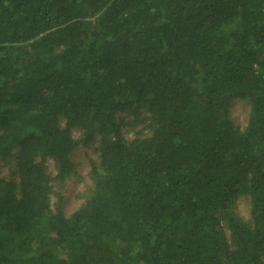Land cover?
Returning a JSON list of instances; mask_svg holds the SVG:
<instances>
[{
    "label": "trees",
    "instance_id": "obj_1",
    "mask_svg": "<svg viewBox=\"0 0 264 264\" xmlns=\"http://www.w3.org/2000/svg\"><path fill=\"white\" fill-rule=\"evenodd\" d=\"M0 264H264V0H0Z\"/></svg>",
    "mask_w": 264,
    "mask_h": 264
},
{
    "label": "rangeland",
    "instance_id": "obj_2",
    "mask_svg": "<svg viewBox=\"0 0 264 264\" xmlns=\"http://www.w3.org/2000/svg\"><path fill=\"white\" fill-rule=\"evenodd\" d=\"M249 111V106H245L237 101L232 107L231 116L236 124L241 127H246ZM74 137L78 139L79 134L75 132ZM96 158L97 157L92 149H84L82 146L74 153L73 160L77 164V171L80 177L78 179L75 177L68 181L63 185L61 190L62 208L67 216H70L82 205L83 199L81 198V194L90 183V160ZM48 169L50 174L56 175L57 172L53 162L48 164ZM54 191H56V188ZM51 203L52 209L54 210L55 206L58 204V196L55 192L51 194ZM237 212L246 220L250 218V203L248 199L243 198L237 203Z\"/></svg>",
    "mask_w": 264,
    "mask_h": 264
}]
</instances>
